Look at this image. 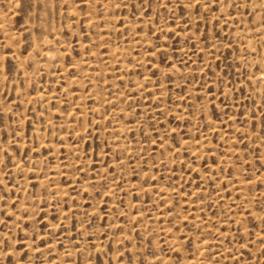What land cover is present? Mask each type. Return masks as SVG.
<instances>
[{
    "label": "rangeland",
    "instance_id": "rangeland-1",
    "mask_svg": "<svg viewBox=\"0 0 264 264\" xmlns=\"http://www.w3.org/2000/svg\"><path fill=\"white\" fill-rule=\"evenodd\" d=\"M199 263L264 264V0H0V264Z\"/></svg>",
    "mask_w": 264,
    "mask_h": 264
},
{
    "label": "bare ground",
    "instance_id": "bare-ground-1",
    "mask_svg": "<svg viewBox=\"0 0 264 264\" xmlns=\"http://www.w3.org/2000/svg\"><path fill=\"white\" fill-rule=\"evenodd\" d=\"M117 54V53H116ZM200 264V263H199Z\"/></svg>",
    "mask_w": 264,
    "mask_h": 264
}]
</instances>
